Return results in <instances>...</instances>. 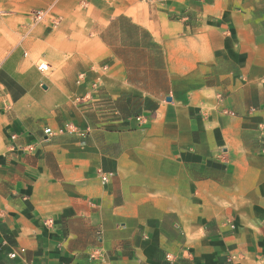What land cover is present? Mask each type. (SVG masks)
Masks as SVG:
<instances>
[{"label":"crops","instance_id":"1","mask_svg":"<svg viewBox=\"0 0 264 264\" xmlns=\"http://www.w3.org/2000/svg\"><path fill=\"white\" fill-rule=\"evenodd\" d=\"M0 264H264V0H0Z\"/></svg>","mask_w":264,"mask_h":264},{"label":"built area","instance_id":"2","mask_svg":"<svg viewBox=\"0 0 264 264\" xmlns=\"http://www.w3.org/2000/svg\"><path fill=\"white\" fill-rule=\"evenodd\" d=\"M46 13H44L43 11H36L33 13V17H34V21L35 22H40L43 20V18L45 17ZM41 71H46L47 70V64L45 63H41L38 67ZM86 99H79L78 101L84 102ZM136 122L141 124L142 121L140 118H136ZM88 132L87 130H80L78 129L74 124L70 123V122H66L56 128H52L48 125H45L42 129V138L40 140V144L46 141H49L50 139H52L55 136H64V135H68V136H84L85 133ZM12 139H15V136H12ZM19 151L23 152V153H33L36 149V144H29L27 146H23V147H18L17 148ZM106 178H104L105 180ZM23 252V250L17 251V252H13L12 254H10V258H15L18 256L19 253Z\"/></svg>","mask_w":264,"mask_h":264}]
</instances>
